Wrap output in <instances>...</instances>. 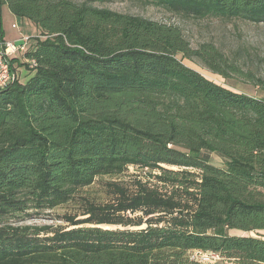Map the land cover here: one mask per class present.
<instances>
[{
    "label": "trees",
    "instance_id": "obj_1",
    "mask_svg": "<svg viewBox=\"0 0 264 264\" xmlns=\"http://www.w3.org/2000/svg\"><path fill=\"white\" fill-rule=\"evenodd\" d=\"M147 1L184 18L264 23V0ZM3 5L38 35L23 55L35 68L20 65L33 75L0 90V264H198L190 252L264 264V78L212 43L191 48L177 27L86 2L0 0V41ZM130 167L161 187L110 183L113 202H87L82 219L19 224Z\"/></svg>",
    "mask_w": 264,
    "mask_h": 264
},
{
    "label": "rangeland",
    "instance_id": "obj_2",
    "mask_svg": "<svg viewBox=\"0 0 264 264\" xmlns=\"http://www.w3.org/2000/svg\"><path fill=\"white\" fill-rule=\"evenodd\" d=\"M76 4L86 2L98 10H107L118 14L128 15L146 19L159 24L170 25L179 28L184 38L189 42L191 48L196 49L200 44L212 43L220 52H222L230 61L236 62L243 71L250 72L257 77L264 78V23L255 25L240 20L222 21L216 19L196 20L192 18H184L163 8L157 7L147 0H71ZM4 23L8 35L14 34L16 30L22 35L34 39L38 35V31L26 19L10 17L16 22L17 29L10 26L8 16L10 11L7 5H3ZM13 29H12V28ZM20 43V42H17ZM180 57L178 56V59ZM182 63L197 71L206 79L213 81L216 84L224 87L233 88L237 91L244 92L251 96H259L254 86L245 78H230L224 80L218 75L212 74L207 68L197 62L183 60ZM24 68V69H23ZM15 71V69H14ZM17 78L26 82L32 75L25 66L17 69ZM210 162L212 165L222 167L221 160L215 155H211ZM169 170L178 171L177 168L164 167ZM141 181L143 184L158 186L155 179L148 177L145 172L138 171L130 167L122 175L115 177H99L92 185L83 189L68 203L55 208L52 211H46L39 215H31L24 218L20 225L26 226H66L62 220L63 216H78L77 219H82L80 215L86 210L87 202L95 205L111 204L114 200L113 190L108 184H122L131 194L135 190V182ZM164 191V190H162ZM137 214L136 216H140ZM132 218L134 216H131ZM142 226L141 228H143ZM104 229H122L117 226H102ZM138 230L139 228H129ZM234 236H252L255 234L231 232ZM264 236V232L260 233ZM189 259L198 264H217L220 259L213 253H198L190 252Z\"/></svg>",
    "mask_w": 264,
    "mask_h": 264
},
{
    "label": "built area",
    "instance_id": "obj_3",
    "mask_svg": "<svg viewBox=\"0 0 264 264\" xmlns=\"http://www.w3.org/2000/svg\"><path fill=\"white\" fill-rule=\"evenodd\" d=\"M30 46L28 38L22 39L20 43L7 42L4 40L0 41V90L8 87L16 79L10 67L11 60L19 55L23 57L30 49ZM23 63L26 64L29 69H33L36 66L34 60L24 59Z\"/></svg>",
    "mask_w": 264,
    "mask_h": 264
},
{
    "label": "crops",
    "instance_id": "obj_4",
    "mask_svg": "<svg viewBox=\"0 0 264 264\" xmlns=\"http://www.w3.org/2000/svg\"><path fill=\"white\" fill-rule=\"evenodd\" d=\"M3 6L1 7V19H2V31H3V40L4 41H7V42H14V43H17V42H20L22 39H24V38H28L29 39V41H30V38L28 37V36H25V35H22V33L19 31H17L16 29H17V27H16V22H14V21H12L11 20V18L10 17H14V15H12L11 14V12H10V16H8L7 18H8V20H9V22H10V26H14V28H15V30H16V32L14 33V34H10V35H8V33H7V29H6V27H5V23H4V12H3ZM12 28V27H11ZM13 29V28H12ZM38 31V30H37ZM23 60H24V58L21 56V55H19V56H17V57H15L12 61H13V64H12V68H13V70L15 69V71H14V75H15V77L17 78V69L19 68V67H21L22 68V66H20V65H22L23 64ZM24 69V68H23ZM17 80L20 82V83H24L23 81H21L20 79H18L17 78Z\"/></svg>",
    "mask_w": 264,
    "mask_h": 264
},
{
    "label": "water",
    "instance_id": "obj_5",
    "mask_svg": "<svg viewBox=\"0 0 264 264\" xmlns=\"http://www.w3.org/2000/svg\"><path fill=\"white\" fill-rule=\"evenodd\" d=\"M179 214H181V212H178Z\"/></svg>",
    "mask_w": 264,
    "mask_h": 264
}]
</instances>
